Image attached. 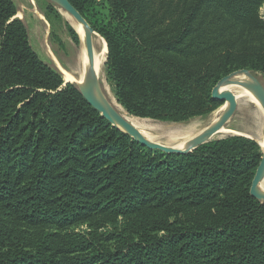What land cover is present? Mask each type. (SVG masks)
<instances>
[{"label":"trees","instance_id":"1","mask_svg":"<svg viewBox=\"0 0 264 264\" xmlns=\"http://www.w3.org/2000/svg\"><path fill=\"white\" fill-rule=\"evenodd\" d=\"M70 1L105 38L130 114L184 121L221 104L212 91L226 75H264V0ZM17 13L0 0V264H264V202L250 193L259 144L143 145L63 86Z\"/></svg>","mask_w":264,"mask_h":264},{"label":"rangeland","instance_id":"2","mask_svg":"<svg viewBox=\"0 0 264 264\" xmlns=\"http://www.w3.org/2000/svg\"><path fill=\"white\" fill-rule=\"evenodd\" d=\"M14 1L18 7L17 17L26 24L30 44L36 54L40 57V59H42L44 62L49 64L52 68L56 69L60 73L61 71L58 65H61L65 70L72 73L73 75L79 72V69L82 67V64L80 63L81 53L85 47L83 38L81 39L80 33L76 28L77 26L81 25L73 17L62 11L56 4H54L50 0ZM259 16L264 20V4L259 8ZM74 33L76 34L77 38H75V36L73 35ZM95 33L100 35L105 40V38L96 30ZM106 54L107 55L104 66L106 65L108 59V46ZM104 70L103 79L101 80L103 90L105 94H107L108 89L117 99L109 82L105 67ZM254 74L264 85V75L259 72H255ZM63 79V86L69 84L74 85L72 82L66 81L64 76ZM74 86L79 88V86L77 85ZM224 104H226V102L222 101L221 104H219L211 112L204 115L194 116L184 121H168L149 117H140L130 114L123 106L122 107L130 116L146 120L149 124H152L153 129H147L146 132L151 134V136L153 135V141H157L167 146H176L180 140L178 141L175 137L172 140L169 134L171 131H175L176 129L181 128L184 129L188 126H196V128L198 127L199 130L201 127L208 125L214 119L218 109ZM260 106L252 101H238V106L235 114L221 129L223 130L225 127H228V130H230V132L221 137L211 138L209 142L231 136H242L255 140L259 144L262 153L263 148L260 140L264 135V110L262 106ZM110 225L111 226L98 228L96 223L92 225L90 223H80L72 226V229L76 232L82 233H86V231H90L93 228L95 230H98L99 232L114 230L115 228L112 226V224ZM119 226L121 225H117V227ZM43 230L50 231V229L42 228L29 229V231L25 230L23 232V235H25L24 238L36 241L39 239Z\"/></svg>","mask_w":264,"mask_h":264},{"label":"water","instance_id":"3","mask_svg":"<svg viewBox=\"0 0 264 264\" xmlns=\"http://www.w3.org/2000/svg\"><path fill=\"white\" fill-rule=\"evenodd\" d=\"M56 4L62 11L73 17L81 27L87 30V35L84 39V46L87 48L85 62L82 63L83 73L85 76L84 84L79 86L80 92L85 99L101 113L113 126L121 129L129 134L138 142L143 145L154 149L161 150L169 154H185L193 151L199 146L209 142L213 135L221 130L227 122L235 114L238 106V101L235 95L230 91L221 92V88L228 85H240L250 90L264 110V85L255 76V74L248 69H241L230 73L223 77L218 84L213 88L212 96L215 99L228 103L226 111L221 115L220 119L213 125L209 126L203 133L194 137L188 142L185 149L176 148L174 146H167L156 141H151L145 137L139 129H137L128 119L122 116L105 94L101 81L96 75L95 64L92 54V35L95 33L94 28L89 24L85 17L79 10L71 3L70 0H50ZM77 76V75H76ZM79 76V75H78ZM243 76L250 78V82L242 80ZM264 180V149L262 152L261 161L258 165L257 171L253 178L250 193L256 199L264 202V192L261 190L260 185Z\"/></svg>","mask_w":264,"mask_h":264},{"label":"bare ground","instance_id":"4","mask_svg":"<svg viewBox=\"0 0 264 264\" xmlns=\"http://www.w3.org/2000/svg\"><path fill=\"white\" fill-rule=\"evenodd\" d=\"M76 28H77L78 32L80 33L81 39L83 38V42H84V39L87 35V30L81 26H77ZM86 53H87V48L84 47V49L82 50V53H81V59H80L81 62L79 61L81 64L83 62H85ZM106 53H107L106 41L100 35L93 33V35H92V54H93V59H94V64H95L96 75L100 81L103 79V70L105 67L104 63H105L106 55H107ZM58 67H59L61 73L63 74L64 78L66 79V81L72 82L74 85H77V86H82L84 84L85 76L83 73L84 72L83 68L81 69V71L79 69V72H77L75 75H73L72 73L65 70L61 65H58ZM104 72H105V70H104ZM242 80L248 81V82L251 81L250 78L247 76H243ZM220 91L221 92L230 91L235 95L237 101H241V102L242 101L243 102L244 101H252V102H254L260 106L259 101L255 97V95L250 90H248V89H246L240 85L233 84V85L224 86L221 88ZM106 95H107L108 99L110 100V102L113 104V106L117 109V111L122 116H124L126 119H128L137 129H139V131H141V133L145 137H147L149 140L153 141V138H152L153 135L151 136V134L146 132L147 129H153L152 124H149L146 120H142L140 118L130 116L125 111V109L122 107V105L117 101V99L114 97V95L111 93V91H109L108 89H107ZM227 107H228V103L221 106L218 109L217 114L214 117V119L208 125L201 127L199 130H198V127L196 128V126L195 127L188 126V127H185L184 129L183 128L176 129V130L174 129L175 131H171L169 134H170V137L172 138V140L174 137L178 141L180 140L179 143L174 147L185 149L188 146V142L191 139H193L194 137L203 133L209 126L215 124L220 119L221 115L226 111ZM229 132H230V130H228V127L227 128L225 127L223 130L216 133L212 138L224 136V135L228 134ZM260 143L262 144V148L264 149V135H263L262 139L260 140ZM260 188L264 192V180L261 182Z\"/></svg>","mask_w":264,"mask_h":264}]
</instances>
